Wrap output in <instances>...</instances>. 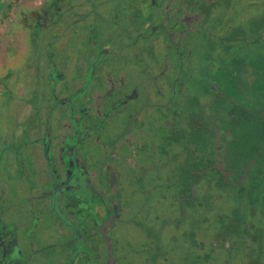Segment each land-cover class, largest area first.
Wrapping results in <instances>:
<instances>
[{
	"label": "flooded vegetation",
	"instance_id": "1",
	"mask_svg": "<svg viewBox=\"0 0 264 264\" xmlns=\"http://www.w3.org/2000/svg\"><path fill=\"white\" fill-rule=\"evenodd\" d=\"M10 1L0 54L20 62L1 63L0 264H197L200 240L184 262L174 234L211 175L241 188L248 213L221 244L259 264L262 0H17L9 19Z\"/></svg>",
	"mask_w": 264,
	"mask_h": 264
},
{
	"label": "rangeland",
	"instance_id": "2",
	"mask_svg": "<svg viewBox=\"0 0 264 264\" xmlns=\"http://www.w3.org/2000/svg\"><path fill=\"white\" fill-rule=\"evenodd\" d=\"M240 0H237L239 2ZM262 4H264V0H262ZM9 12L7 13V17L9 19H12L14 17V14L18 13L16 10L18 9V1L17 0H11L9 5ZM2 9L0 4V10ZM5 13L4 11H2ZM1 12V14H2ZM251 26L253 28H261L263 26L264 28V12H260V15L256 20L251 22ZM3 28V27H2ZM2 33L5 31V28L2 29ZM14 30H16V27H13ZM2 34L0 33V36ZM16 37V36H15ZM14 37V38H15ZM5 41L9 42V37L6 35ZM50 38V37H49ZM52 39V37L50 38ZM3 41H0V46L4 45L2 43ZM77 42V40H76ZM16 43V40L13 41V44ZM10 47L7 48L6 53L1 55L0 54V77L3 75L4 70L1 69V63L6 62L9 65V70L11 69V63L20 62V54L18 52H15ZM13 53V54H12ZM262 58L259 61H262L264 63V48L261 50ZM12 54V55H11ZM33 57V55H32ZM18 58V59H17ZM35 59V58H33ZM259 61L255 59L254 57L251 58L250 62L253 64V66H257L259 64ZM2 70V71H1ZM1 97L0 102V119L5 120V116L8 114L9 108L7 105H4L2 109V100L5 101V93H3ZM2 127L6 126L4 122L1 123ZM243 142V141H242ZM203 163L200 161L197 164V167L199 169H202ZM213 175L203 177L205 180L201 181L200 184V207L198 208V212L195 214V222L192 223H183L180 230L174 234V238L177 239V246L173 249V257H175L178 260H182L185 262V260L188 258L186 256V249L190 248V239L194 237L195 239L200 240L201 248H200V254H199V261L197 264H234L235 261H238V264H247L245 261V253H242L239 251L238 256L235 258V256H231L233 252V248H229L228 250H225L222 245V239L226 235H232V228L228 229V225L232 223V220L238 224L240 220L246 219L248 213L246 212V208H243L242 206L240 208L235 209V206L238 203H240L239 195L237 193H242L241 188L238 186L226 183L224 181L212 179ZM240 180V179H239ZM1 183V181H0ZM3 184V183H2ZM264 186V184H262ZM204 188H206L207 192H203ZM255 193H262L259 191V189L255 190ZM246 193V191H244ZM259 198V197H257ZM253 200V199H249ZM256 204V213L254 215H251V220L254 222L256 233L258 236V240L260 242L259 245L263 244L264 247V198L255 200ZM195 211V210H194ZM159 213V211H158ZM160 214L161 221L169 218V214L166 216L165 211ZM220 214H223L225 222L227 223L224 225V221L220 220ZM143 222H146L147 215L141 214L140 217ZM152 225V231L155 232L159 229L160 225L156 224H150ZM145 229L142 230L144 233ZM174 232V231H171ZM169 234L166 235L168 237ZM170 237V236H169ZM216 239L220 246L211 248L210 245H208L209 240ZM204 247L202 248V246ZM170 244L168 242L167 248H170ZM232 247V245L230 246ZM224 251V253L222 252ZM264 251V250H263ZM171 254V253H170ZM261 255V254H260ZM259 255V256H260ZM131 260V259H130ZM190 261V260H189ZM245 261V262H244ZM140 264H144L143 261H139ZM259 264H264V256L260 257V261H258ZM129 260L122 261L121 264H128Z\"/></svg>",
	"mask_w": 264,
	"mask_h": 264
}]
</instances>
